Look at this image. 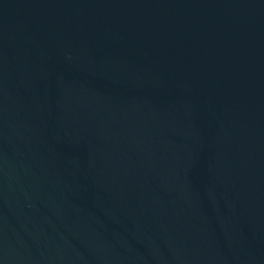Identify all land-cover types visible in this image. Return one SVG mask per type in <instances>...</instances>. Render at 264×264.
<instances>
[{"label":"water","instance_id":"1","mask_svg":"<svg viewBox=\"0 0 264 264\" xmlns=\"http://www.w3.org/2000/svg\"><path fill=\"white\" fill-rule=\"evenodd\" d=\"M0 264H264V0H0Z\"/></svg>","mask_w":264,"mask_h":264}]
</instances>
